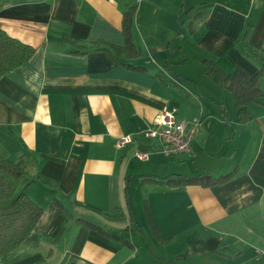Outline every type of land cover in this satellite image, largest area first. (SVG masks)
<instances>
[{"label":"crops","instance_id":"obj_1","mask_svg":"<svg viewBox=\"0 0 264 264\" xmlns=\"http://www.w3.org/2000/svg\"><path fill=\"white\" fill-rule=\"evenodd\" d=\"M130 8L141 56L116 63L97 49L125 46ZM0 26L36 50L0 79V141L29 174L20 191L44 210L0 264H264V106L240 124L224 90L197 78L205 60L226 74L260 72L264 0H0ZM164 106L181 122L201 119L189 154L167 156L148 136ZM232 172L209 188L151 182ZM55 200L71 219L52 242L65 221Z\"/></svg>","mask_w":264,"mask_h":264},{"label":"trees","instance_id":"obj_2","mask_svg":"<svg viewBox=\"0 0 264 264\" xmlns=\"http://www.w3.org/2000/svg\"><path fill=\"white\" fill-rule=\"evenodd\" d=\"M135 11V8H130L124 14V47L107 46L105 43L95 44L96 46L105 44L107 47L97 50L108 53L116 63H118V57L122 61H135L141 56V51L134 41L132 32ZM248 32H246L244 38L247 37ZM71 40L75 41L74 39ZM35 53L36 50L33 47L11 38L0 26V79L29 63ZM125 66L141 73L147 71L144 68H135L130 65ZM203 66L205 75L222 90L232 95L238 107L237 121L240 124L249 123L252 115V106H264V91L261 88L264 76V64L260 72L253 77H247L240 71L226 74L211 60L203 61ZM220 108L224 116L228 118L226 109L221 106ZM234 174L235 172H232L219 178L213 177L210 173L196 177L173 175L168 178H154L151 182L174 187L196 185L209 188L227 183L234 177ZM28 177L29 174L23 164L13 162L10 159V151L0 141V258L20 248L35 231L44 214L43 208L34 203L25 192L20 191L22 187L29 184ZM126 201L129 204L127 191ZM55 203L63 211L65 221L57 238L52 242H57L60 239L69 221L68 211L58 200H55ZM146 213L154 233L159 235L149 208L146 209ZM77 223L83 224L107 238L117 240L130 247V244L125 240L108 234L102 228L90 222L78 220Z\"/></svg>","mask_w":264,"mask_h":264},{"label":"built area","instance_id":"obj_3","mask_svg":"<svg viewBox=\"0 0 264 264\" xmlns=\"http://www.w3.org/2000/svg\"><path fill=\"white\" fill-rule=\"evenodd\" d=\"M177 109L164 106L158 115L148 136L160 142L161 151L167 156H179L189 154L194 140L202 129L201 119H195L190 123L177 119ZM131 142L130 137H125L122 144ZM141 159H148V155H138Z\"/></svg>","mask_w":264,"mask_h":264},{"label":"rangeland","instance_id":"obj_4","mask_svg":"<svg viewBox=\"0 0 264 264\" xmlns=\"http://www.w3.org/2000/svg\"><path fill=\"white\" fill-rule=\"evenodd\" d=\"M191 72H192V74H194V75H196V76H198V72H197V69H196V65H192L191 66ZM201 72H200V70H199V76L197 77V78H200L199 80L201 81L202 80V86H203V89H206V85H205V83H208L211 87H214L215 89H220V87L219 86H217L214 82H212L206 75H205V73L204 72H202L201 74H200ZM195 92L197 93V94H199L200 93V91H199V89H198V87H195ZM224 93L226 94V95H228V97L230 98V99H232V101L235 103V100L233 99V97H232V95L229 93V92H227V91H225L224 90ZM236 104V103H235ZM209 105V107L212 109V113H213V117L215 118V117H219V116H221V117H223L224 116V114L222 113V110H221V108H219V106L218 105H216L215 103H209L208 104ZM225 108V107H224ZM226 109V108H225ZM214 113H216V114H214ZM224 118L226 119V120H228L225 116H224ZM146 215H147V213H146ZM71 216V215H70ZM69 216V220L71 219V217Z\"/></svg>","mask_w":264,"mask_h":264}]
</instances>
